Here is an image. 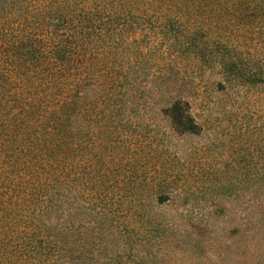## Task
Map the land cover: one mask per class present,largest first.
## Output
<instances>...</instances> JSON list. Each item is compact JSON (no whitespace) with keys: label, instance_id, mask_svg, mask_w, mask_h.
I'll use <instances>...</instances> for the list:
<instances>
[{"label":"trees","instance_id":"trees-1","mask_svg":"<svg viewBox=\"0 0 264 264\" xmlns=\"http://www.w3.org/2000/svg\"><path fill=\"white\" fill-rule=\"evenodd\" d=\"M194 86L264 94V0H0V264H104L185 192Z\"/></svg>","mask_w":264,"mask_h":264},{"label":"rangeland","instance_id":"rangeland-1","mask_svg":"<svg viewBox=\"0 0 264 264\" xmlns=\"http://www.w3.org/2000/svg\"><path fill=\"white\" fill-rule=\"evenodd\" d=\"M196 88L187 93L204 123L199 132L172 133L155 118L185 161L188 189L146 203L143 215L133 214V229L119 224L107 232L104 264H264V94L233 98L207 89L201 99Z\"/></svg>","mask_w":264,"mask_h":264}]
</instances>
